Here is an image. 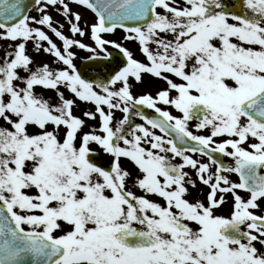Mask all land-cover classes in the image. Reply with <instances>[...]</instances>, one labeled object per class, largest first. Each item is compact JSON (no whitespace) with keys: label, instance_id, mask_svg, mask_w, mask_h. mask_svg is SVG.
Returning a JSON list of instances; mask_svg holds the SVG:
<instances>
[{"label":"snow or ice","instance_id":"6c2138e0","mask_svg":"<svg viewBox=\"0 0 264 264\" xmlns=\"http://www.w3.org/2000/svg\"><path fill=\"white\" fill-rule=\"evenodd\" d=\"M75 2L96 21L82 27L69 0H0V264H264V0ZM117 29L147 62L104 38ZM144 75L167 88L135 95Z\"/></svg>","mask_w":264,"mask_h":264},{"label":"flooded vegetation","instance_id":"af4514ba","mask_svg":"<svg viewBox=\"0 0 264 264\" xmlns=\"http://www.w3.org/2000/svg\"><path fill=\"white\" fill-rule=\"evenodd\" d=\"M178 2H179V0H178ZM58 42L60 43V46H62V41L60 39L58 40ZM11 43L12 42L10 40H0V56H3L5 50L7 49V46L9 44H11ZM28 49H29L30 54L33 55V57H34L35 61L37 62V64L49 63L50 66H55V64H56L55 58L52 55L48 54V53H44V52L36 53L35 49L33 48V43L32 42H29ZM130 82L132 84L133 93L135 95L151 93L153 96H155L157 91H159L161 89H164V88H167L166 82H164L163 80L154 78V77H152L150 75H144L142 82H137V81H135L134 78H131ZM150 87L155 88V91H156L155 94H153L149 90ZM174 94L175 93H173V95ZM47 95L54 97L55 93L54 92H48ZM159 106L163 107V108H167L169 111H172L174 115H180V113L177 110H175L174 108H170L169 106H166V105H163V104H161ZM123 115L124 114L121 111L116 110L114 112V121L113 122L115 123L117 120L122 119ZM132 119H133L134 122L144 123V121L140 117L133 116ZM93 123H94V125H98L99 124V118H97L96 121H93ZM156 131H157L158 134H161V133H159V130H156ZM197 134H205L206 135V134H210V133L207 130H201ZM227 138L228 137L225 136V137H222L220 139H227ZM245 146H247V145H245ZM221 157H222V162L225 163L226 165H231L232 164V158L227 157V156H223L222 154H221ZM194 158L203 159V160L207 159L206 157H200V155L198 153L194 155ZM176 160L180 161V158L177 157ZM125 165L131 171H133L134 173L139 174L138 170L135 168V166L130 161H125ZM185 170L190 172V174L193 177H195V175H196L195 170H193L191 168H186ZM231 179L233 181H237L238 182L239 178H238V175L231 174ZM133 190L136 191L138 194H142L141 190H139L138 188H135ZM190 191H191L190 198H198V199H201V200H205L206 194L208 192V188H207V186H204L202 184H198V186L196 188H192ZM241 195L247 196L248 193L243 191V190H241ZM150 198L159 200V197H156V196H152ZM160 202L163 203V200H160ZM225 204H228L230 209H232L233 198H232L231 194H228L227 202ZM218 210H221V208H219ZM263 212H264V203L261 204V208L258 210L257 214H262Z\"/></svg>","mask_w":264,"mask_h":264},{"label":"rangeland","instance_id":"374dc122","mask_svg":"<svg viewBox=\"0 0 264 264\" xmlns=\"http://www.w3.org/2000/svg\"><path fill=\"white\" fill-rule=\"evenodd\" d=\"M70 6L73 9L74 12H79L82 16L81 20V26L82 27H87L91 23H94L96 21V15L93 11L90 9L78 5L75 0H69ZM50 14L53 15L54 19L57 21L59 25H63V31L65 32L66 35H68L70 38H75L81 40L83 43L90 45L91 47H95V43L93 39L89 35H84L80 36L78 33L73 34L70 31V25L67 19L63 16L62 12L59 11L58 7H51L49 9ZM32 15H37L38 12L35 9H33ZM45 31L49 32V35L52 36L53 40L60 46V43L58 42L59 38L55 37L53 33L50 32L47 28H45ZM104 38L107 40L111 41H116L120 43L123 47L128 48L132 53L134 58L141 60L142 62H147L145 55L141 51V46L138 41L136 40H126L124 37L126 35L124 30L117 29L114 33L110 34H103ZM46 46V45H45ZM108 51L110 49H114L112 45H107ZM116 50V49H115ZM72 51L76 53V59L75 62L78 64L82 59L89 58L92 53H90L87 49H80L78 46H73ZM153 94H155V88L150 87L149 89ZM157 93V92H156ZM93 106L91 104H81L80 109H88L92 108ZM77 114H80L78 111ZM90 124L94 125L93 121H89ZM86 131L88 129H85ZM232 209L228 206V204H224L221 207V210H217L219 213L224 214V215H229ZM257 247H260L259 244H257Z\"/></svg>","mask_w":264,"mask_h":264},{"label":"water","instance_id":"95a60500","mask_svg":"<svg viewBox=\"0 0 264 264\" xmlns=\"http://www.w3.org/2000/svg\"><path fill=\"white\" fill-rule=\"evenodd\" d=\"M23 2L25 3V4H27V5H29V6H31L32 5V0H23ZM115 53V52H114ZM121 59H124L122 56H118V61L119 60H121ZM89 62V60L88 61H84L83 63H88ZM82 63V64H83ZM145 111H146V114H149V115H156V114H153V113H151L148 109H145Z\"/></svg>","mask_w":264,"mask_h":264}]
</instances>
